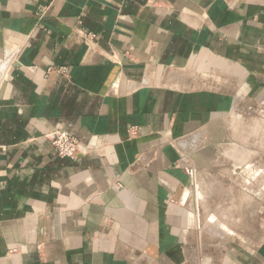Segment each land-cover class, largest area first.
I'll return each mask as SVG.
<instances>
[{
	"label": "crops",
	"instance_id": "obj_1",
	"mask_svg": "<svg viewBox=\"0 0 264 264\" xmlns=\"http://www.w3.org/2000/svg\"><path fill=\"white\" fill-rule=\"evenodd\" d=\"M262 110L264 0H0V264H264V198L243 228L189 203L195 165L264 154Z\"/></svg>",
	"mask_w": 264,
	"mask_h": 264
},
{
	"label": "rangeland",
	"instance_id": "obj_2",
	"mask_svg": "<svg viewBox=\"0 0 264 264\" xmlns=\"http://www.w3.org/2000/svg\"><path fill=\"white\" fill-rule=\"evenodd\" d=\"M261 112L263 113L259 116H255V119L252 120V122L245 119L247 118L246 116H244L242 120V122L246 121V129L244 131L245 135L243 137H247L246 140L248 141H245V144L248 147H253L258 150H264V110ZM250 136H252V138ZM255 138L256 141H254ZM255 160L256 162H252L251 165H247L246 171L248 172H245V175L236 174L234 176L231 171L233 172L234 166L236 165L227 159L223 160L224 162L215 163L214 165L216 167L208 168L203 166L202 163H199L194 166L193 171L190 169L192 171L190 183L192 193L190 192L191 197L189 198V203L192 201L194 202L193 208L196 213L195 217L202 219V217H207L209 214V217L214 216L220 220L218 214H221L220 217L225 219V225H227L226 227L228 228L233 227L236 221V225L240 223L241 228H243L245 223H243L244 221L240 222L241 219L243 220L245 217L247 218L250 216L256 217V211L259 209V206L256 207L254 202L259 203L260 199L264 198V189L261 188H264V154ZM252 168H256L255 171L257 176L256 179H254V177L253 179L258 185L252 183L249 179V177L251 178L252 176V174H250L253 170ZM234 183L236 185H233ZM243 197L244 199L247 198L245 200L247 203L242 200ZM213 199H215L216 202H224V200L227 199L226 201L230 200L232 203L235 201L237 202L238 200L241 204L237 202V204L228 206L227 211L223 213L225 208L220 209L217 205L212 206L207 204ZM245 204L246 208L244 206ZM189 208L192 209L191 206H189ZM212 218L213 217H211V219ZM228 220L232 221L231 224ZM220 223H223V220H221ZM209 229L213 231L218 230V228L216 229V227L212 225ZM224 233L226 235L225 231ZM198 241H200V239L195 238V242L198 243Z\"/></svg>",
	"mask_w": 264,
	"mask_h": 264
},
{
	"label": "built area",
	"instance_id": "obj_3",
	"mask_svg": "<svg viewBox=\"0 0 264 264\" xmlns=\"http://www.w3.org/2000/svg\"><path fill=\"white\" fill-rule=\"evenodd\" d=\"M45 138L60 158L75 159L80 153L86 152L75 137L63 130L52 131Z\"/></svg>",
	"mask_w": 264,
	"mask_h": 264
},
{
	"label": "bare ground",
	"instance_id": "obj_4",
	"mask_svg": "<svg viewBox=\"0 0 264 264\" xmlns=\"http://www.w3.org/2000/svg\"><path fill=\"white\" fill-rule=\"evenodd\" d=\"M250 168H251V167H250ZM252 169H253V168H252ZM256 176H257V175H256ZM223 178H224V177H223ZM234 184H235V183H234ZM244 185H245V184H244ZM262 185H263V184H262ZM238 199H239V198H238ZM246 199H247V198H246ZM246 199H244V197H243V199H242V200H244V201H245ZM240 200H241V199H240ZM242 200H241V201H242ZM248 201H250V200H248ZM219 202H220V201H219ZM237 202H239V201L237 200ZM240 203H241V202H239V204H240ZM215 204H216V203H215ZM236 204H237V203H236ZM240 206H241V205H240ZM244 206H245V208H246V204H245ZM238 207H239V206H238ZM235 217H236V216H235Z\"/></svg>",
	"mask_w": 264,
	"mask_h": 264
}]
</instances>
